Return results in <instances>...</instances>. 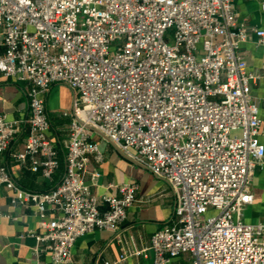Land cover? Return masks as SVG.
I'll return each instance as SVG.
<instances>
[{"label":"built area","instance_id":"2783aa9c","mask_svg":"<svg viewBox=\"0 0 264 264\" xmlns=\"http://www.w3.org/2000/svg\"><path fill=\"white\" fill-rule=\"evenodd\" d=\"M236 1L0 0V79L28 83L29 134L17 158L46 178L61 163L46 93L57 82L78 92L65 173L54 188H23L0 165L12 204L39 214L45 231L36 237L53 262L69 263L86 233L118 228L137 200L134 180L92 194L99 172L87 180L89 161L105 158L92 126L176 191L173 216L134 254L153 251V264L184 256L179 264H264V222L243 219L254 171L264 163L252 94L262 73L250 71L241 52L252 33L264 45V29L241 19ZM19 128L0 113V155Z\"/></svg>","mask_w":264,"mask_h":264},{"label":"crops","instance_id":"0c3cea01","mask_svg":"<svg viewBox=\"0 0 264 264\" xmlns=\"http://www.w3.org/2000/svg\"><path fill=\"white\" fill-rule=\"evenodd\" d=\"M235 7L239 17L250 26L264 29V0H237ZM5 50L0 29V54ZM248 69L262 73L252 86V94L260 106L263 120L261 141L264 143V45L258 44V36L252 33L241 46ZM78 92L70 85L54 83L46 93L48 115L51 120L49 135L59 152L60 167L51 178L33 171L29 163H22L17 154L25 150L29 134L28 83L18 78L0 79V113L9 120H18L20 128L10 146L0 155V165L8 170L13 180L21 187L33 191L54 188L62 179L66 168L70 126L77 118L75 109ZM92 139L99 143L105 158L97 162L91 157L87 180L91 172H99L97 183L91 186L92 194L102 196L113 192V185L137 181V200L127 210L124 222L115 229H95L78 238L71 261L67 264H153L154 253L136 255V250L147 248L156 229L173 216L177 203L176 191L171 183L152 173L143 164L132 159L116 147L105 135L97 132ZM253 201L244 209L243 219L249 223L264 222V163L256 167L252 181ZM14 191L0 184V264H57L53 262L47 243L36 235L45 230L35 208L14 206L11 202ZM102 211L106 203L99 206ZM55 210H47L52 217ZM126 254L124 259L121 258ZM188 256L174 259V264L187 263Z\"/></svg>","mask_w":264,"mask_h":264},{"label":"rangeland","instance_id":"374dc122","mask_svg":"<svg viewBox=\"0 0 264 264\" xmlns=\"http://www.w3.org/2000/svg\"><path fill=\"white\" fill-rule=\"evenodd\" d=\"M173 33H174V30L172 29V30H169L168 34L166 35V40L170 43L173 41Z\"/></svg>","mask_w":264,"mask_h":264},{"label":"water","instance_id":"95a60500","mask_svg":"<svg viewBox=\"0 0 264 264\" xmlns=\"http://www.w3.org/2000/svg\"><path fill=\"white\" fill-rule=\"evenodd\" d=\"M88 128H89L90 130H92L93 132H97V133H99V134L105 136V134H104L103 132L97 130L96 128H94V127H92V126H88ZM110 141H111V140H110ZM112 143H113V142H112ZM115 146H116V145H115ZM116 147H117V146H116Z\"/></svg>","mask_w":264,"mask_h":264}]
</instances>
